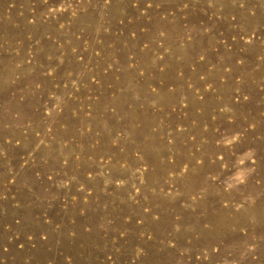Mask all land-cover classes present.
I'll list each match as a JSON object with an SVG mask.
<instances>
[{
	"label": "rangeland",
	"instance_id": "374dc122",
	"mask_svg": "<svg viewBox=\"0 0 264 264\" xmlns=\"http://www.w3.org/2000/svg\"><path fill=\"white\" fill-rule=\"evenodd\" d=\"M0 264H264V0H0Z\"/></svg>",
	"mask_w": 264,
	"mask_h": 264
}]
</instances>
